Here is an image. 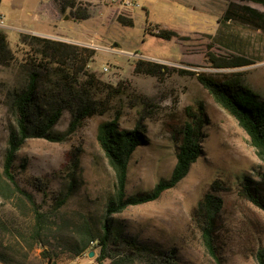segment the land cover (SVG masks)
Instances as JSON below:
<instances>
[{"label":"rangeland","instance_id":"1","mask_svg":"<svg viewBox=\"0 0 264 264\" xmlns=\"http://www.w3.org/2000/svg\"><path fill=\"white\" fill-rule=\"evenodd\" d=\"M117 1H77L75 7L85 9L88 15L83 21L74 20L68 8L60 13L54 0L0 2V31L8 44V50L0 56V240L3 225L28 234L33 225L29 212L16 207L14 199H4L8 192H3L6 184L1 173L7 128L12 122L11 95L26 82L28 59L39 62L36 51L28 45L30 37L35 36L95 50L87 65L76 70L77 84L89 98L105 106L103 114L66 134L72 117L67 110L69 104L64 102L66 109L53 128L55 135H65L64 140L29 139L18 152L16 180L33 195L42 211L53 202L31 184H41L50 194L66 192L68 154L80 149L76 189L60 208L59 217L66 223L87 220L98 226L105 201L114 190V174L98 145L97 129L116 116L120 128L133 129L137 124L145 128L148 144L131 156L127 192L150 191L169 177L175 164L172 131L184 122L185 109L201 102L209 119L202 156L175 188L154 202L127 208L115 215V222L141 240L177 249L184 264H214L191 223V212L215 180L223 181L228 190L217 193L223 199L222 262L257 264L256 253L264 246V212L240 195L238 185L243 177L257 180L264 172V162L257 157L246 133L213 101L197 77L220 79L239 74L238 79L264 96V29L255 30L238 22L220 23L229 4L246 6L263 15L264 7L240 0H131L130 7L123 6L126 0ZM119 15L131 17L133 26L119 25ZM146 26L154 34L166 30L177 37L162 40L149 35ZM25 39L27 45L21 42ZM236 58L250 64L219 68ZM137 60L164 68L155 76L139 74L134 70ZM41 72L42 91L49 93L56 82L54 68ZM4 236L7 243L11 237ZM51 241L32 251L20 242L18 252L11 250V255L26 264H49L40 256L48 249L57 255L56 264H96L95 255L89 258L84 254L77 259L60 242Z\"/></svg>","mask_w":264,"mask_h":264},{"label":"trees","instance_id":"2","mask_svg":"<svg viewBox=\"0 0 264 264\" xmlns=\"http://www.w3.org/2000/svg\"><path fill=\"white\" fill-rule=\"evenodd\" d=\"M77 1L79 0H54V3L60 13H64L68 8L73 12L71 15L74 20H86L88 15L85 9L75 7ZM240 1L264 7V0ZM117 22L121 26H133L131 17L119 15ZM230 22H238L255 30L264 29V15L246 6L229 4L220 23ZM145 31L165 41L177 37L174 32L166 30L154 34L147 26ZM27 40H21L22 44L27 45ZM30 40L32 41L28 45L36 51L39 62L34 64L32 59H28L26 82L21 90L11 95L12 122L7 128L1 176L6 184L3 192H8L3 195L4 199H14L16 207L23 212H29L33 225L29 234L2 226V234H8L11 238L5 243L3 240L6 236L1 234L0 263L26 264L17 261L11 255V250L18 252L16 248H19L20 242L32 251L39 246L46 247L54 240L60 242V246L75 258L94 251L96 264H104L106 261L109 264H184L177 249L165 247L156 241L141 240L138 236L129 234L123 226L115 222L114 217L129 207L158 200L163 193L175 188L186 177L191 166L203 153L205 128L209 123L203 104L198 102L195 107L185 109L184 122L171 134V140L175 144V164L172 171L167 179L160 180L145 193L127 192L131 156L139 147L148 144L145 128L139 124L133 129L120 128L119 116L101 123L97 129L96 139L113 171L114 190L105 201L97 227L92 226L87 220L66 223L59 217L60 208L66 204L76 189L81 150L74 149L68 154V162L64 169L68 181L66 192L50 194L41 184L35 182L31 184L37 193L53 202L46 211H42L33 195L23 189L16 180L17 154L29 139H44L50 142L64 140L65 135L59 136L53 132L66 109L63 106L64 102L69 104L67 110L72 117L66 134H71L82 127L86 120L104 113V104L89 98L85 89L77 84L76 75L79 71L76 70H82L81 68L87 65L95 55V50L35 36L30 37ZM7 50L6 37L0 31V56ZM249 64L245 59L236 58L226 65H220L219 68H240ZM52 68L56 82L52 86L53 89L45 93L42 91L44 75L41 70L47 71ZM160 68L164 66L137 60L134 70L139 74L155 76ZM238 76L240 75L232 74L213 79L199 75L197 80L213 101L246 133L257 157L264 162V96L238 79ZM258 177L257 180L243 177L238 185V191L243 198L264 212V172ZM227 190L228 187L223 181L215 180L191 212V223L199 233L201 244L214 264H223L220 243L223 229L221 217L223 199L217 193ZM47 250L40 252L41 258L46 263L56 264L57 255ZM256 261L257 264H264V246L258 249Z\"/></svg>","mask_w":264,"mask_h":264},{"label":"built area","instance_id":"3","mask_svg":"<svg viewBox=\"0 0 264 264\" xmlns=\"http://www.w3.org/2000/svg\"><path fill=\"white\" fill-rule=\"evenodd\" d=\"M112 2H118L117 0H112ZM123 6L130 7L132 4L131 0L122 1ZM0 24H3V19L0 17Z\"/></svg>","mask_w":264,"mask_h":264},{"label":"water","instance_id":"4","mask_svg":"<svg viewBox=\"0 0 264 264\" xmlns=\"http://www.w3.org/2000/svg\"><path fill=\"white\" fill-rule=\"evenodd\" d=\"M65 19H67V17H66ZM94 255H95L94 251H90V252L87 254V256H88L89 258H93Z\"/></svg>","mask_w":264,"mask_h":264},{"label":"crops","instance_id":"5","mask_svg":"<svg viewBox=\"0 0 264 264\" xmlns=\"http://www.w3.org/2000/svg\"><path fill=\"white\" fill-rule=\"evenodd\" d=\"M46 35H48V36H52L53 34H46ZM65 39H68V38H65ZM77 259H79V258H77Z\"/></svg>","mask_w":264,"mask_h":264}]
</instances>
